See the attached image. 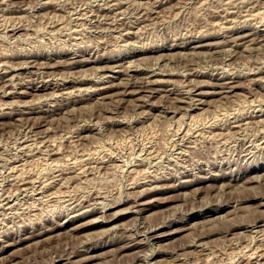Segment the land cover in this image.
<instances>
[{
    "label": "rangeland",
    "instance_id": "rangeland-1",
    "mask_svg": "<svg viewBox=\"0 0 264 264\" xmlns=\"http://www.w3.org/2000/svg\"><path fill=\"white\" fill-rule=\"evenodd\" d=\"M263 113L264 0H0V264H252Z\"/></svg>",
    "mask_w": 264,
    "mask_h": 264
},
{
    "label": "bare ground",
    "instance_id": "bare-ground-1",
    "mask_svg": "<svg viewBox=\"0 0 264 264\" xmlns=\"http://www.w3.org/2000/svg\"><path fill=\"white\" fill-rule=\"evenodd\" d=\"M231 7H232V6H231ZM19 25H20V24H19ZM219 26H220V25H219ZM17 30H18V29H17ZM14 32H15V31H14ZM230 32H231V31H230ZM233 32H234V31H233ZM50 34H51V33H50ZM239 38L243 40L244 37H243V38H242V37H239ZM14 39H15V38H14ZM233 39L235 40V38H233ZM236 39H238V38H236ZM238 40H239V39H238ZM235 42H236V41H235ZM242 42L244 43V41H242ZM234 44H235V43H234ZM234 44H233V46H234ZM236 44H237V43H236ZM241 44H242V43H241ZM241 44H240V45H241ZM235 47H236V46H235ZM160 59H161V58H160ZM3 63H4V62H3ZM1 65H4V64H1ZM1 67H3V66H1ZM10 69H11V68H10ZM7 74H8V73H7ZM6 78H7V77H6ZM6 78H5V79H6ZM255 79H256V78H255ZM225 85H227V84H225ZM58 87H59V86H58ZM61 87H62V86H61ZM227 87H228V86H227ZM228 88H231V89H232V87H228ZM103 89H104V88H103ZM226 89H227V88H226ZM226 89H225V90H226ZM227 90H228V89H227ZM223 91H224V90H223ZM231 91H232V90H231ZM226 92H227V91H226ZM226 92H225V93H226ZM227 93H228V92H227ZM257 100H258V99H257ZM242 110H243V109H242ZM238 111H239V110H238ZM244 111H245V110H244ZM261 111H262V110H261ZM261 111H260V112H261ZM238 113H239V112H238ZM240 113L243 114L241 111H240ZM240 113L237 114L236 116H238V117H239V116H242V115H240ZM258 113H259V112H258ZM261 113H262V112H261ZM261 113H260V114H261ZM263 114H264V113H263ZM263 114H262V115H263ZM244 115H246V114H244ZM257 115H258V114H257ZM252 116H253V115H252ZM192 117H193V116H192ZM222 117H223V116H222ZM230 117H231V116H230ZM232 117H233V116H232ZM244 117H245V116H244ZM244 117H243V118H244ZM255 117H256V116H255ZM257 117H258V116H257ZM218 118H219V117H218ZM233 118H234V117H233ZM247 118H248V116H247ZM249 118H251V117H249ZM253 118H254V117H253ZM215 119H216V118H215ZM244 119H245V118H244ZM259 119H260V118H259ZM218 120H219V119H218ZM235 120H236V119H235ZM237 120H240V119H237ZM214 121H215V120H214ZM240 121H241V120H240ZM246 121H247V120H246ZM215 122H217V119H216ZM233 122H234V121H233ZM217 123H218V122H217ZM234 123H236V127H235V128H238V130H239V128L243 125V124L241 125L240 122H238V121H235ZM234 123H233V124H234ZM220 124H221V123H220ZM244 124L246 125V124H248V123H247V122H244ZM213 125H214V124H213ZM234 125H235V124H234ZM210 126H211V125H210ZM243 126H244V125H243ZM215 127H216V126H215ZM233 127H234V126L232 125V128H233ZM212 128H213V127H212ZM217 129H218V127H217ZM233 129H234V128H233ZM236 130H237V129H236ZM228 131H229V130H228ZM212 134H213V133H212ZM131 157H132V156H131ZM78 160H79V159H78ZM86 160H87V159H86ZM73 161H76V160H73ZM73 161H72V162H73ZM88 161H89V160H88ZM70 162H71V161H70ZM72 162H71V163H72ZM86 162H87V161H86ZM38 163H39V162H38ZM67 163H68V162H67ZM74 163L76 164V162H74ZM80 163H82V162H80ZM50 164H51V163H50ZM53 164H54V162H53ZM83 164H84V163H83ZM55 165H56V163H55ZM84 165H86V164H84ZM74 166H75V165H74ZM80 166H81V165H80ZM56 167H57V166H56ZM43 169H44V168H43ZM56 169H57V168H56ZM82 169H83V168H82ZM60 170H61V168H60ZM13 171L15 172V170H13ZM142 172H143V171H142ZM60 173H61V172H60ZM63 173H64V172H63ZM70 173H71V172H70ZM77 173H78V172H77ZM58 174H59V173H58ZM17 175H18V174H17ZM59 175H60V174H59ZM62 176H63V175H61V178H62ZM63 177H64V176H63ZM76 177H77V176H76ZM19 178H20V177H19ZM19 178H18V179H19ZM57 178H58V177H57ZM59 178H60V177H59ZM59 178H58V179H59ZM54 179H55V178H54ZM79 179H80V178H79ZM22 180H23V179H22ZM50 180H51V179H50ZM55 180H56V179H55ZM19 181H20V180H19ZM24 181H25V180L21 181V182H23V184L21 183L22 186L25 185V184H24V183H25ZM26 181H27V180H26ZM28 182H29V181H28ZM30 182H31V181H30ZM32 182L34 183L33 180H32ZM32 182H31V183H32ZM48 182H49V181H48ZM52 183H55V182H52ZM45 184H46V183H45ZM21 185H20V186H21ZM31 185H32V184H31ZM31 185H30V186L27 185V187H25V186H24V187H25V189L27 190L28 186L31 188ZM42 185H43V184H42ZM33 186H34V185H32V187H33ZM40 186H41V185H40ZM46 186L48 187L47 184H46ZM18 187H19V186H18ZM35 187H36V186H35ZM35 187H34V188H35ZM38 188H40V187H38ZM41 188H42V187H41ZM20 189L22 190L23 188H20ZM25 189H23V190H25ZM32 189H33V188H32ZM33 190H34V189H33ZM41 190H42V189H41ZM48 190H49V189H48ZM51 190H52V189H51ZM51 190H50V194H49V192H48L47 195H51V194L54 195V193H51ZM63 191H64V190H63ZM55 193H56V192H55ZM57 194H58V193H57ZM47 195H46V196H47ZM53 195H51V196H53ZM127 195H128V194H127ZM44 196H45V195H44ZM51 196H50V197H51ZM55 196H56V195H55ZM50 197L48 196V198H50ZM46 198H47V197H46ZM45 200H46V199H45ZM61 200H62V199H61ZM118 201H119V199H118ZM120 202H121V201H120ZM78 204H79V203H78ZM80 206H81V205H80ZM7 208H8V207H7ZM10 208H11V207H10ZM76 208H77V207H76ZM27 209H28V208H27ZM33 209H34V208H33ZM33 209H31V210H33ZM7 210H8V209H7ZM12 210H13V209H11V211H12ZM29 210H30V209H29ZM9 211H10V210H9ZM69 222H70V221H69ZM232 222H233V221H232ZM130 244H131V242H130ZM129 246H130V245H129ZM257 252H258V251H257ZM253 253H254V252H253ZM257 254H258V253H257ZM255 255H256V254H255ZM250 256H251V255H250ZM250 256L248 257V259L250 258ZM252 256H253V255H252ZM248 259H247V261H248ZM253 259H255V261H252V262H251L252 264H264V253H259V255L256 256V257H254ZM248 262H250V259H249ZM261 262H262V263H261Z\"/></svg>",
    "mask_w": 264,
    "mask_h": 264
}]
</instances>
